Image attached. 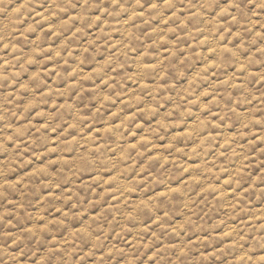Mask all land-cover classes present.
Returning a JSON list of instances; mask_svg holds the SVG:
<instances>
[{
	"label": "clouds",
	"instance_id": "obj_1",
	"mask_svg": "<svg viewBox=\"0 0 264 264\" xmlns=\"http://www.w3.org/2000/svg\"><path fill=\"white\" fill-rule=\"evenodd\" d=\"M0 264H264V0H0Z\"/></svg>",
	"mask_w": 264,
	"mask_h": 264
}]
</instances>
